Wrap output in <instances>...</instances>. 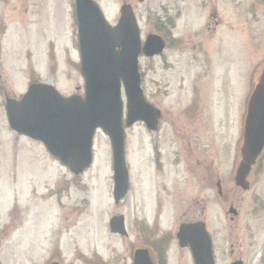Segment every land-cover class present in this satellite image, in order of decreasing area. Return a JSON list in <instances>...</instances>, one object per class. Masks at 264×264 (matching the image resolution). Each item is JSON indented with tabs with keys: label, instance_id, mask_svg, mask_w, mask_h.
<instances>
[{
	"label": "rangeland",
	"instance_id": "374dc122",
	"mask_svg": "<svg viewBox=\"0 0 264 264\" xmlns=\"http://www.w3.org/2000/svg\"><path fill=\"white\" fill-rule=\"evenodd\" d=\"M94 1L111 26H115L123 3L129 4L142 39L155 32L157 19L173 14L169 11L165 16L161 10L166 0ZM187 3L176 26H184L191 33L204 29L209 10L203 9L205 4L199 0ZM257 3L208 0L209 9H217L224 25L212 33L209 45H205L208 50L211 44L210 52L203 55L206 59L193 60L189 52L183 55L172 51L159 58H139L141 87L145 99L162 113L161 130L152 134L142 124L124 127L130 187L124 200L115 205L112 153L104 134L95 135L92 167L73 176L41 144L13 133L4 113L5 97L20 98L33 81L52 84L63 97L83 96L74 0H0V264H48L49 257L58 251L62 180L63 259L67 262L81 253L92 255L94 247L107 256L122 249L121 243H108L102 237L113 215L124 216L129 234L143 224L172 231L175 212L179 210L174 207L163 215V223L159 222L155 208H162L160 191L168 192L175 205L176 198L184 193L178 206H185L188 198L197 195L190 196L188 185H175L178 168L168 169L162 181L165 188H155L159 178L154 176L150 163L154 140L161 151L174 155L186 153L187 142L195 144L211 154L222 175L233 174L240 160L247 98L264 66V3ZM168 4L174 6L173 2ZM167 124L181 130L185 141L179 145V140L172 142L174 137L167 134ZM258 167L261 168L255 169L254 176L260 173L259 183L254 190L260 186L264 200V158ZM228 189L236 192L230 184ZM240 194L241 212L231 222L214 210L217 194L211 192L210 224L216 264L230 262L231 244L235 258L241 253L244 264H259L255 259L258 261L264 249V212L251 215L247 212L248 193L241 190ZM150 198L154 205L146 204Z\"/></svg>",
	"mask_w": 264,
	"mask_h": 264
},
{
	"label": "water",
	"instance_id": "95a60500",
	"mask_svg": "<svg viewBox=\"0 0 264 264\" xmlns=\"http://www.w3.org/2000/svg\"><path fill=\"white\" fill-rule=\"evenodd\" d=\"M75 1L84 99L62 98L51 86L34 84L19 102L6 99L5 112L12 131L41 142L53 158L75 175L90 167L93 137L101 130L112 149L113 198L118 203L128 190L121 87L126 97L127 127L140 121L154 130L160 113L144 100L140 88L137 62L141 43L131 8L123 6L117 26L111 28L91 0ZM163 48L159 37L149 36L143 52L152 57ZM263 148L264 67L248 100L244 120L243 162L236 177L237 184L243 188L244 177ZM110 229L112 233L124 235L123 218H113ZM178 238L182 246L190 247L195 264H214L211 244L202 225L181 227ZM136 264H145V261L137 260Z\"/></svg>",
	"mask_w": 264,
	"mask_h": 264
},
{
	"label": "flooded vegetation",
	"instance_id": "af4514ba",
	"mask_svg": "<svg viewBox=\"0 0 264 264\" xmlns=\"http://www.w3.org/2000/svg\"><path fill=\"white\" fill-rule=\"evenodd\" d=\"M173 2L174 6L169 5L168 2ZM191 0H166L165 4L162 5L161 10L165 16H168L169 11H173V14L170 18L157 19V28L154 32L157 34L165 44L166 51L180 52L183 55L189 52V59L196 60L199 57L206 59L205 55L210 52L211 44L208 50L205 48V45H209L212 37V33L216 34L217 30L220 29L224 24L222 19L219 17L218 11L216 8L209 9L208 0H199L202 1L203 9H208V21L205 23L204 29H195L192 30V33L184 26H176V22L180 20L187 9L186 4ZM207 2V3H206ZM262 5V2L259 1L258 5ZM173 10H170V8ZM177 19V20H176ZM183 30V31H182ZM190 48L187 49V47ZM164 50V51H165ZM161 126H158L157 132L159 133ZM167 134L174 137L173 141L179 140L178 145L181 141H185L183 135L180 133L181 130L175 128L174 125L167 124L166 127ZM179 137V138H178ZM183 147V145H181ZM159 144L156 140L151 144L153 159L150 163L154 166L155 177L159 178V181L155 184V188H165L162 184V181L166 177L168 169L171 171L178 168L175 171V185L183 184L189 186L192 197L186 200L185 206L177 205L183 197L184 193H181L176 198V205L170 202L171 195L168 192H161L158 195L162 200L160 205L162 208H155V216L159 222L163 223V215L168 214L171 209L176 208V218L173 230H163L160 226H155L154 224L141 226V229L133 231L131 234L127 233L125 236H118L111 234L108 231L103 235L104 241L110 243L112 240L117 241L122 244V249L117 251L114 254L102 255V253L97 249L93 248L92 255H80V259L77 255L75 259L71 262H67L63 259V180L61 182L60 188V209L62 211L60 217V226H59V240H58V255H53L49 257L48 264H74L75 262H81V264H134L135 260L145 261L147 264V259L151 264H194L188 247H181L179 245V240L177 235L179 233V228L183 225L201 223L204 230L207 232L211 239L212 250L214 249L212 234H211V209H212V198L211 192L214 190L217 197L214 198V210H218L224 214L225 219L234 222L238 219L240 215V204L243 199L240 197L241 188L236 186L235 183V171L230 173H225L222 175L217 166L213 164V159L210 153L207 151L201 150L187 142L186 144V153L180 152L179 155H174L171 151L163 152L159 148ZM169 148V147H168ZM171 156V159H170ZM169 158V159H168ZM237 166V162L235 163ZM255 167L252 168L251 173L248 177V189L243 190L248 193L249 197V212L251 215L256 216L258 213L261 214L264 212V200L261 196L262 188L259 186L258 191H255V184L259 183L258 175L254 176ZM261 167H257L259 170ZM234 169V168H233ZM253 178V179H252ZM185 184V185H184ZM234 186L233 192L231 189H228V185ZM157 186V187H156ZM154 189V188H153ZM50 193V190H48ZM238 194V196H237ZM190 200H193L192 203H189ZM154 205L152 198L149 202ZM174 205V206H173ZM246 212V213H247ZM245 213V214H246ZM233 227V226H230ZM177 228V229H176ZM176 229V231H175ZM128 231V230H127ZM99 236L97 237L98 240ZM109 248V245L107 246ZM139 252V253H138ZM147 255V259L145 254ZM138 253V255H137ZM215 255V250H213ZM137 255V256H136ZM264 255V249L258 255V261L255 259V263L261 264V257ZM237 258H235L234 245H230V250L228 253V258L232 264L235 262H241L244 264L241 253H239ZM77 259V260H76ZM264 262V258H263ZM263 264V263H262Z\"/></svg>",
	"mask_w": 264,
	"mask_h": 264
}]
</instances>
